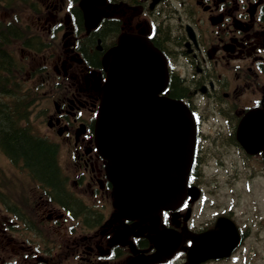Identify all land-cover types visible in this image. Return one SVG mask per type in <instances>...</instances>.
Here are the masks:
<instances>
[{
	"label": "flooded vegetation",
	"instance_id": "af4514ba",
	"mask_svg": "<svg viewBox=\"0 0 264 264\" xmlns=\"http://www.w3.org/2000/svg\"><path fill=\"white\" fill-rule=\"evenodd\" d=\"M40 4L37 19L50 27L44 29L50 43L61 38L60 49H50L40 65L48 92L42 136L55 147L61 182L56 191L35 181L33 199L26 188L17 187L14 197L0 188V205L10 206L0 208V239L10 244L0 245V264H186L188 251L201 244L207 251L233 249L200 264L222 263L244 246L259 252L264 127L243 120L251 111L264 114V0ZM121 37L147 39L163 53L162 94L182 100L195 119L186 196L156 221L114 216L113 186L96 143L103 87L121 73L103 60L107 53L120 58L113 50ZM20 197L31 199L30 208L21 207Z\"/></svg>",
	"mask_w": 264,
	"mask_h": 264
},
{
	"label": "water",
	"instance_id": "95a60500",
	"mask_svg": "<svg viewBox=\"0 0 264 264\" xmlns=\"http://www.w3.org/2000/svg\"><path fill=\"white\" fill-rule=\"evenodd\" d=\"M129 45L120 52L116 84L103 90L97 144L119 214L154 219L184 194L193 117L182 101L158 95L168 77L163 55L141 37Z\"/></svg>",
	"mask_w": 264,
	"mask_h": 264
},
{
	"label": "trees",
	"instance_id": "16d2710c",
	"mask_svg": "<svg viewBox=\"0 0 264 264\" xmlns=\"http://www.w3.org/2000/svg\"><path fill=\"white\" fill-rule=\"evenodd\" d=\"M2 29L0 23V30ZM16 31H19L16 26L9 25L5 31H1V35L8 37V33ZM25 42L28 43L27 39ZM14 71L15 58L0 43V148L13 162L28 169L31 177L41 183L54 185L57 191L61 180L58 177L55 147L45 138L34 134L29 127L22 125V120L28 118L31 101L26 97L25 102L19 88L11 89L7 86L15 82Z\"/></svg>",
	"mask_w": 264,
	"mask_h": 264
},
{
	"label": "rangeland",
	"instance_id": "374dc122",
	"mask_svg": "<svg viewBox=\"0 0 264 264\" xmlns=\"http://www.w3.org/2000/svg\"><path fill=\"white\" fill-rule=\"evenodd\" d=\"M42 0H35L37 6H39V3ZM15 19H19L23 22L22 25H18L19 28H25V30H28L30 28L29 26H33L31 33H38L42 36V38L45 39V43H47L49 40L47 34L48 31L44 29H49L50 27L44 26L43 20H38L36 13H32V9L30 5H22L18 7V10L15 9H8L6 7L0 6V20L4 21H14ZM60 40V41H59ZM59 40L57 39L54 41L53 44L49 43V45L46 47V50H42L39 52L30 50L22 45L20 41H15L14 46L18 60L21 59L24 62L25 66L23 65V76L30 78V83L33 86V105L31 107L30 116H29V122L30 128L32 130H35L38 134H44L46 128L44 125V113H45V106L48 103V92L45 91V87H43V79L46 75L44 71H40V65L45 62V56L49 54L50 49H60L61 47V38L59 37ZM38 93L36 92V90ZM32 94V93H31ZM39 96H42L43 98L41 100ZM38 100V102H37ZM0 169L3 172L4 180L6 181L7 185H11L12 191L11 196L14 197L17 194V187H19V191H23L27 196L33 194L32 190H30V185L28 183V179L25 176L24 172H21L18 167L14 166L6 157L4 153L0 150ZM2 182V179L0 177V183ZM31 191V192H30ZM30 200L26 197H20L21 207L25 210L30 208ZM2 202V201H1ZM12 203V202H10ZM0 208H3L2 211L5 212V204L2 202L0 205ZM7 211V210H6ZM0 245L3 247H6L9 249L10 244L7 243V239H0ZM249 246V245H248ZM260 251L259 252H251L248 251L245 248V251L242 249V252L237 257L236 260H227L223 263L219 264H264V243L260 244ZM250 249L249 247H247ZM208 264H215V263H208Z\"/></svg>",
	"mask_w": 264,
	"mask_h": 264
}]
</instances>
